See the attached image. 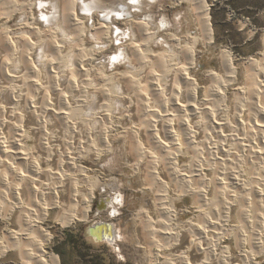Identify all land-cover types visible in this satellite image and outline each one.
<instances>
[{
  "label": "rangeland",
  "instance_id": "obj_1",
  "mask_svg": "<svg viewBox=\"0 0 264 264\" xmlns=\"http://www.w3.org/2000/svg\"><path fill=\"white\" fill-rule=\"evenodd\" d=\"M17 1L20 2L19 6L24 5V4L26 5V3H28L27 7L24 5L25 8L22 6V8L21 9L19 8L20 10L17 11L18 13L15 12L10 15L8 14L9 11L0 2L1 4L0 8L2 7L0 9L1 14H2V15L0 14V32H1L0 35L2 34L1 38L5 33V36L8 35L10 39L12 38L13 40L17 41L27 31L26 26L28 24L26 25V23H28L30 19L32 20L30 21L31 27L37 28L41 31L50 29V27L49 28L47 26L44 27V25L49 24L48 17L51 15L52 11L54 12L56 11L57 6L53 7V4L57 2V0H42V1L41 0H17ZM74 1L76 5V10L78 13V15L76 14L77 19H79V22L81 26L83 27L85 34L81 38V41L79 42L77 41V39H75V41L74 39L68 40L66 37L61 35L62 33L61 31L55 30L57 35L56 34H53V35H55V39L58 45L60 46L59 58H57L56 62L53 64L55 66L54 68H56L55 71L57 70L58 65H59V68H58L59 75L60 74L68 75L71 70L70 68L71 64L69 63H71L74 56L76 59L77 54L80 53V50H81V51H85L84 53H86L89 59H91L90 64L93 65V62L102 63L106 76H109L112 73H113L112 75L116 73L119 74L120 72L121 73L119 75L112 76L113 80L112 79L109 80L110 84H109L108 90L110 89L112 90V91L110 90L112 94L110 99H107L105 97L108 92L106 93V95L102 94L101 81L99 82V80L97 79H96L97 81H95L94 80L95 77L94 79H92L93 77L89 78L86 76H80L76 74L78 76L77 80H80L79 81L80 83L78 84V86L80 85V87L75 89V91H72L71 87H68L65 90L64 95L68 96L69 98L74 95L72 98H70V100L72 101H68L69 103L65 104L63 100H59V97H56L55 95L56 91L49 93L46 90H43V91L41 90L39 92H36L35 89H31V88L30 90L29 88L27 90V87L24 86V83L22 81L23 72L19 68H17L20 64L17 55H14L13 53H11L12 56H15V57H12L10 53H8L10 55L8 56L7 53L1 52V59H2L1 61L2 63L1 64L2 65L1 66L2 68L1 69V72H2L1 80L4 81V82L0 81L1 119H3L4 117L5 119H8V116H9V118L12 119V123L14 122L15 124L19 123V127H20L19 131H15V127H13V125H12L13 128L9 126L10 127L9 132H12L13 136H10L11 133H8L9 135L7 134L6 137L8 136L10 138H7L6 141L8 145H11L14 147L15 145H13L14 144L13 142H14L15 137H21L22 141H21V147L19 149L23 150L21 152L27 155L28 161L26 162L25 160V162L24 161L20 162L19 160L17 161V159L14 158V155L13 157L12 155H9L8 157L7 154L1 152V159H2L1 161H3V164L1 162L0 176H3V177L5 176L4 175L5 172L2 171L5 168V170L7 169L6 172L10 173L12 182L10 181V185L8 186L7 189L5 188L2 190L3 191L2 195L5 192L2 198L4 202L2 201V199H0V202L2 201L4 203V204L3 203L0 204V206L2 207V209L0 207V241L4 247L8 246L9 239L7 238L8 236L5 235L6 230H18L20 228L19 222H18L20 214H21L20 210L13 212L11 214V217L8 218V220L3 219L2 216L6 215V211L8 209L9 203L15 202L16 200H18V197H17L18 195H16L15 193V187L17 184L15 182H18V181L12 178L15 175L14 172L19 174L21 171L24 174H28L30 176V178L26 179L25 181L26 183H30V184L32 183V185H30L31 187L34 184L35 186L39 187L42 190L46 188L44 190L45 192H47L46 190L49 191L52 188V190H54L57 193V194L55 193L50 194L49 192H47L49 196L45 194L46 197L44 199L34 196L32 192H31L32 195L27 194L28 196L26 195L25 197H22L23 199L25 198V203H28V207L31 206V208H33V211L35 210L32 214L33 218L37 216L35 214L41 213V208L39 206V203H41L42 205L45 203L51 206L50 202L55 201L56 199L59 202H62V200H65V204L67 207V209L65 208L64 210L65 213L73 214L76 212L77 219L74 218V220L70 222L69 224L66 223V225H62L63 223L61 220H59V217H58L59 209L54 208V207L51 209L48 208L45 219L37 224L39 227H42L45 231L48 232L50 238L48 242L45 244L44 251L46 254L54 255L57 258V264H155V263L156 264H169V261L172 262L174 260V258H172L171 255H174L175 253L169 251L171 250L172 247L167 248L165 245H163L164 242H162L163 241L162 237L157 235L154 237L155 239L154 238L150 239V236H149L150 234L146 235L148 232H146L145 230V225H146L145 220L146 219L144 217L145 216L144 211L146 212L148 211L147 212L148 215L151 217V219L154 222H156L157 225L155 224V228H159V225H160L159 221L164 220L169 224L171 231L175 232L178 230H182L181 232L183 234L185 233L188 234L189 238H186V240L190 241L191 243V241L193 240L197 242V240H195L196 237H195V233L193 234V231L198 232V230L202 231L201 229H205V228L206 229L208 228L207 230L213 229L210 226V221L212 220L216 222L218 215L222 211V208H221V206L223 207L222 199L220 201L216 200V202H214L211 205H203L200 203H196L189 195L188 197V196H183L181 194L184 192L180 191L182 189V186L178 184V182L175 181L176 184H174V180L170 181L166 177H163V176L161 177L158 171H157L158 177L161 180H163L166 184L161 185L159 181L155 182L156 180H152L151 177L146 176L147 169H150L149 166L151 165L150 163H152L150 161L152 160L151 158L146 159L147 161H149L148 164L146 160H143V162L144 161L145 162L143 163V165L141 163V167L139 166L140 169L138 171L133 172L134 170H132V168L128 166L129 164L128 162L130 161L131 163V158H132L129 152V149H130L129 145H130L131 139L134 144L138 143L137 141L138 139L142 147L146 151H148V144L146 143L147 141L146 139H148L147 138L148 136L145 134V130L152 128L151 126L152 124L155 125L154 121L159 119L158 117L159 110L165 111V109H163L162 105H159V104L153 105V103H151L150 101L151 96L149 98V94L145 92L146 89L142 87L143 83L140 84L141 86L138 84L137 87L135 88V91L134 89L132 90V92H131V89H129V91L128 89L125 90L124 88L125 85L120 75L123 74L122 72L124 73L128 71L132 72L133 70H131L129 66L124 64L123 61L114 60L112 58L114 57L116 53H118L119 48L122 47L123 43L127 44L129 43V40L125 42V40L122 39L123 36L119 35L120 33L115 36L112 33L108 32V38H109L108 41L109 43L111 42L110 45L109 43H107L108 46L104 45L103 47H99V42H102V41H100L97 36L93 35L91 37L89 35V33L94 32L97 26L103 23L102 15H101L102 13L101 11L104 10L103 7L106 8V13L110 12L111 9H113L115 5L118 4V0L117 1L116 0H97V2H95L97 6L94 4V1L96 0L94 1L93 0H77V1L74 0ZM126 1H130V0H126ZM203 1L205 4V7L207 8V15L209 19V26H210V29L213 35V41H212V44L209 45L208 47L202 45V43H200L201 45L200 44L197 45L196 47L197 49H196V53L194 57L195 65L193 68L188 69V75L190 78L194 79L195 82L197 83L198 85L197 98L198 100H202L204 98V88L201 82L202 79L203 78L207 80L209 79L207 78L209 76L206 73L210 70L214 71V68L216 69L217 68L216 66L217 65L219 66L221 57L225 53L226 55H230L236 67L234 75H233L235 81L229 83L228 82L229 79L228 77H226V74H223V72L220 73L218 81L216 80L213 84L220 86V88L222 89L224 88L223 93L225 95V99L222 101L221 98L217 94L215 95L213 92H211L210 96H208L209 97L208 99L211 98L210 105L214 107L215 110L220 109L221 111L223 110V113L225 112L224 113L225 121L230 122L231 126L234 124L233 122L236 123L237 118H238L237 119L238 121L240 120L238 116L240 113V109L242 108L248 109L249 107L250 115L248 114V111H245L244 113L245 115L242 116V122L245 123V127L240 126V129L242 130L241 131L239 130L240 131L239 133L240 135L242 134V136L243 135L247 136L246 138L248 139L250 138L253 139V130H252L253 127L250 124L249 120H252L253 118H255L253 117L254 115L253 108L256 105L255 104L253 105V102L255 101L254 103H256L257 99H256V93L253 89L251 91L248 88L246 91L245 89L246 86L244 85V82L246 81L247 73H249L248 71H250L252 67V66L248 67L249 64L254 62V65L255 63L257 65L256 68L261 67L260 70H264V68L262 67L264 66V0H203ZM100 4H105V5L102 6ZM111 5H112V8H111ZM23 8L24 10H22ZM2 9L3 10L5 9L6 11L2 12ZM112 11H115V10H112ZM5 13H7V15ZM87 13H89V15ZM30 15H32V18L30 17ZM146 16L149 17V20H152L151 22H149L150 24H147L149 33L151 32L154 33V31L156 32L155 34L152 35L153 39L150 40V42H147V47H148L146 48L147 51L146 50L144 51L148 53L149 57L151 56L153 57L157 54L167 55L168 52L170 54V50L168 49L169 47H167V44L171 43V45L174 46L175 43L172 42V39H169V38L175 37L176 39H179L184 42V40L190 38L191 35L193 36L196 35L194 34L197 31L196 22L194 19L196 17L195 10L194 8H192V4L188 0H142L141 10L140 12H134L133 21L129 22L128 20L126 21L125 19H117L115 16H113L112 23L119 30L121 29L124 32L126 31L128 32L130 31L131 27L134 25L135 21H139V20L143 21ZM26 19H27V22H26ZM88 23H90V25ZM23 25H26V26H23ZM61 25H63L65 28L68 29V27H66L64 22H61ZM61 25L60 23H58V27ZM155 25L158 28H156ZM67 29L66 31H68ZM168 35L170 36L168 37ZM95 39H97V41H95ZM117 41L119 42L122 41V43L120 42L121 45L117 43ZM134 42H138V41H134ZM34 54L36 55L37 51H35ZM34 54L30 59L33 61H36V57L34 56ZM71 54L73 57L71 56ZM6 58L8 59L7 62L9 64H5ZM175 62L178 63L179 61H175ZM15 63L17 64L16 66L14 65ZM171 64H173V61L171 62ZM85 65L89 66V63L86 62ZM5 66H8L6 69L8 71L3 69V68H6ZM126 66L130 69L126 68ZM146 68L147 66L144 68L143 71L138 70L140 71L138 72V75H139L138 77L144 78ZM253 68H255V66ZM253 68L251 69V71L253 70ZM10 69H12V71ZM4 73L6 74L8 73L9 77L6 76ZM132 74L134 76L136 73H132ZM35 75L37 76L38 74H35ZM18 78L20 79V81ZM20 85H23V86H20ZM68 89H70V91ZM9 91L11 93H9ZM118 92H122V93H118ZM233 92H235V94ZM32 98L38 99L36 100V105H35L36 107H38V109L36 108L37 110L34 109L33 106L30 105L29 99H32ZM74 98L75 99L80 98L82 99V101L77 102L75 101ZM128 98L130 99L129 100L130 102L128 101ZM2 99L4 100L2 101ZM6 99H8V101ZM18 99H20L19 101L20 104L17 103ZM126 101L128 102V104L131 103L133 105V107L130 108V109L133 108L132 111L131 110H129V112L126 111L127 110V107L125 106L127 104L125 103ZM105 102L106 104L103 105V103ZM199 102L201 103V101H198V103ZM259 104L261 106L264 105L263 98L261 99ZM16 105L17 106L19 105V106L16 107ZM232 105L234 107H232ZM39 106H40V109H39ZM157 106L159 109L157 108ZM30 108L34 110H32V112H29L31 111ZM166 109L167 111L170 112V114L173 115L172 109H168V108ZM224 109H226V111H224ZM6 112L7 114L11 112V114L7 115ZM60 112L63 114L60 115ZM235 112H239L237 113L238 115ZM174 114L176 115L178 113L174 111ZM231 114L235 115L234 118L235 117L236 118L234 119ZM31 115H33L34 118ZM62 115L67 117L66 124H63V122L66 120H60L58 117ZM138 115L142 116V118L140 117L141 118L140 120H139ZM175 115L172 116L174 120L171 117L169 118V120L172 119V122L171 121L168 122V120H166V122L169 123V126L172 129L178 132L177 131V129H179L178 117L177 115L176 116ZM15 117L16 118L18 117L17 119L19 120L17 119H16L17 121L14 120ZM102 118H105V120H103ZM183 119H184L183 116H180L179 120H183ZM243 119L245 122L243 121ZM34 122L35 123L37 122V123L35 124ZM246 122H247V127H246ZM139 123L141 124L139 125ZM159 123H162V121ZM164 124L166 123L164 122ZM162 125L163 124H161V127L159 126L157 127L163 131V132L160 131V133L158 132V136H160L161 138L166 137V139H169L167 141V143L169 142L168 143L169 145L172 142L170 146L175 150H172V148L170 147L171 153L175 152L178 154L177 167L179 168L186 169V170H193V168L195 169L197 167V161H200L205 157L209 159L210 157L209 159L210 161L208 160V163L210 164L202 163L203 167L206 165L204 167L205 169H208V167H211V166L215 167L216 170L217 169L220 170L224 167H226L227 169H230L232 166L233 168H236L238 164H240L242 161H246L244 159H247L246 155L242 156L240 154L238 155L240 157L236 156L235 158H233L231 163L228 162L229 164L227 163L226 165V164H220L221 163L220 161H217V163H215L214 162L215 160L212 157V155L206 152H202V153L200 152V154L197 153V155L194 158H192L191 156L187 154H183L184 151H185L184 153H186V147H187L186 142L175 140L174 137L176 136L169 135V133L167 132L165 135L164 133L165 131L162 129L163 127ZM34 127L35 128L37 127V129L32 130V128ZM167 129H170L168 125H167ZM179 131H182L181 127ZM247 132L248 133L250 132V135ZM160 134L164 136H161ZM181 134H183V132H181ZM168 135L170 137H168ZM68 139L70 140L69 141L70 143L68 142ZM104 139H106V141L103 143L102 141H104ZM1 145H2V142H1ZM180 147L183 148V150L180 149ZM72 148L76 151H74ZM254 149H257V147H255ZM49 151L51 153H48ZM70 151H72L71 154L69 153ZM67 152L69 154H67ZM158 153L159 152H157L156 155H159L162 159L164 158L165 160L167 158V155L164 156V154L160 155V153L159 154ZM67 155L71 156L70 158H72V165H74L73 169H72V166H70L69 161H67L69 158V156ZM251 157H252V160L255 162L256 159L255 158L253 159V155ZM8 158L11 160H9ZM235 159L237 160V162ZM256 161L257 163L255 162V165H252L253 167L250 168L253 172L254 171L258 172L259 169L264 168V159H262L261 156H259ZM34 163H37V167L39 166L38 169L41 170L40 172L41 175H39L38 181L35 180V182L33 179L34 175L32 174L33 173L32 169H35V165H36ZM192 163L194 166L192 165ZM260 163L262 164L263 167L261 166ZM146 165H147V168H146ZM255 167L257 168V170L255 169ZM210 176H211V172H209V177ZM258 176H262V174L260 175L258 174ZM61 177L66 180V181L64 180L65 181L64 188L58 185L61 182V179H62ZM261 179H264V175L261 177ZM39 180L41 182L44 181V183H41ZM114 181L118 182V184L116 185L115 188H112L111 182H114ZM98 185L105 187V189L101 191V189H99L100 186ZM159 185H161V187ZM193 185L198 187V181L196 179H194ZM54 186L55 187L57 186V187L55 188ZM156 187L158 188L156 189ZM159 187L161 188V190ZM157 190L162 191V192H159V191L157 192ZM175 190L177 192H180V194L177 193ZM229 191H230V194L236 193V195H238L241 192V191H238L237 189L234 190V188L232 189L229 188ZM88 192H90L91 199L89 198L87 201V204H85L83 199L88 195L86 194ZM248 192L249 191L241 192L239 195L240 197L241 195H243L242 199L244 198L245 202H247V199H245V197L248 196ZM155 193L156 194L161 193L160 194L161 197L159 199H162L163 206L165 208L173 209V211L175 212L174 215L172 213L168 217L167 216L164 218L161 216L158 217V215L156 214L157 209L155 208L157 205L156 206L154 205V207L153 205H151L150 209L145 208L149 206V203L151 204L153 202L152 200L155 197L154 195ZM164 193H165V197L162 196ZM56 195L58 198L55 197ZM5 197H7L6 201H5ZM81 197L83 199H81ZM37 199H39L40 202ZM73 200L74 202L77 203V205L73 202ZM102 201L106 203L107 207L106 208L103 207L102 209L99 210V208H101L100 203ZM192 202H194L193 205H192ZM251 202L252 204L249 203L250 206L246 207V210H247L246 212L249 213L252 222L253 223L255 222L256 224V222H260V219L257 217L258 216L257 212H260L261 214L264 213V190L261 196L252 197ZM53 203L54 202H52V204ZM199 204L203 208L200 207ZM86 206H88L89 210L87 209L88 212H86L87 214L85 215L86 217L82 218L83 216L82 209H85ZM81 207L83 208L81 209ZM257 207L258 208L260 207V209H258ZM79 208H80V211H79ZM196 209L198 211H196ZM236 210H237V207H234L233 213H235L234 211ZM67 214H65L63 217H65ZM200 215H202L203 218ZM68 217L66 216L65 217L66 220L65 219L64 220L67 221ZM210 218H213V219L210 220ZM100 221L112 223L114 225V228H116L117 231L121 234V239H119L116 242V244L109 245L106 243H95L91 239L89 238L85 239L83 237L87 226L94 224L96 222H100ZM261 221H263L262 218H261ZM184 223L186 224V226L184 225ZM196 223L198 225H196ZM194 225H195V228H194ZM224 225H225L224 228L226 227L237 228L241 226V224L235 219L227 220V222H225ZM216 230L221 232L220 228L218 227L216 228ZM225 235L226 234H224V236ZM155 240L158 243L155 242ZM235 241L237 242L236 232L235 233L230 232L229 234L227 233V236H225L221 242V246L227 249L229 262H233L238 254V249L236 248ZM261 242H262L261 244L262 248H264V240H262ZM161 244L164 247L161 246ZM244 246L245 247H243V249L245 250L246 253L251 255L252 262L264 264V253L261 252V253H258L257 255V254H254V252H251L253 250L250 246L249 239H247V237H245ZM156 247L159 249V256L155 255ZM190 260L191 259L188 257L189 262ZM20 262H21V257H20L19 249L5 250L4 253L0 255V264H15V263L19 264ZM197 264H199V261Z\"/></svg>",
  "mask_w": 264,
  "mask_h": 264
},
{
  "label": "bare ground",
  "instance_id": "obj_2",
  "mask_svg": "<svg viewBox=\"0 0 264 264\" xmlns=\"http://www.w3.org/2000/svg\"><path fill=\"white\" fill-rule=\"evenodd\" d=\"M188 1H190V3L192 4V8H194V10H195V16L196 17L194 19L196 22L197 31L194 34H196V35H194V36L191 35V36H193V37H191L188 34L190 36V38L184 40V42L179 40V39H176L175 37L169 38V39H172V42L175 43L174 46H172L171 43L170 44L166 43L167 47H169L168 49L170 50V54L168 52L169 55L168 54L167 55L157 54L153 57L152 56L149 57L148 53L144 52L145 50L147 51L146 48H148L147 42H150V40L153 39L152 35L156 33L155 31H154V33H152V32L149 33L147 24H150L149 22H151L152 20H149L148 16H146L143 21H140V20L135 21L134 25L131 27L130 31H128V32L127 31L124 32L121 29L119 30L112 23L113 16H115L117 19H125L126 21L128 20L129 22L133 21L134 20V12H140V10H141L142 0H130V1L118 0V4H116V5L114 4L115 7L113 9H111L110 12H107V13H106V8L103 7L104 10L101 11L103 23H101L99 26H97L96 29L94 30V32L89 33V35L91 37L93 35L97 36L99 38V40L102 41V42H99V47H103L104 45H107V43H109L108 32L112 33L115 36L120 33L119 35L123 36L122 39H124L125 42H127L129 40V43H127V44L123 43L122 47L119 48L118 53H116L114 55V57L112 58L114 60L123 61L124 64H126L127 66H129L131 68V70H133L132 72H130V71L125 72V73L122 72L123 74L120 75V77L123 79L122 81L125 85V86L123 85L125 90L128 89V91H129V89H131V92H132V90L134 89V91H135V88L137 87V85L138 84L140 85L143 83L142 87L144 89H146L145 92H147L149 94V98L151 96V100H150L151 103H153V105L154 104L162 105L163 109H165V111L159 110V112H158L159 119L154 121L155 125L152 124L151 125L152 128L145 130V134L148 136L147 137L148 139H146L147 140L146 143L148 144V151H146L142 147V145L140 144L138 139H137L138 143H135V144L133 143V141L131 139L130 145H129L130 146L129 152H130L132 158H131V163H130V161L128 162L129 163L128 166L130 168H132V170H134L133 172L138 171L141 167V163L143 165V163L145 162V161L143 162V160H146L147 158L148 159L151 158L152 160H150V161L152 163H150L151 164L149 166L150 169H147L146 176L151 177L152 180H156L155 182L159 181L161 183V185L166 184L163 180H161L158 177V173L160 174L161 177L162 176L166 177L170 181L174 180V184H176L175 183V181H176V182H178V184H180L182 186V189L180 191L184 192V193H181L183 196L189 195L196 203H200L203 205H211L214 202H216V200L220 201L222 199V203H223L222 204L223 207L221 206L222 211L221 212L219 211L220 214L218 215V217L216 216L217 217L216 222L211 220L213 218H210V220H211L210 226L213 229L207 230L208 228L207 229L205 228V229H201L202 231H199V230H198V232L193 231V234L195 233V237H196V238L195 237L194 238H195V240H197V242H195L194 240L191 241V243H190V241H187L186 238H189V235L186 233L183 234L181 232L182 230H178L175 232L171 231L169 224L164 220L159 221V223H160L159 228H155L156 222H154L151 219V217L148 215V213H147L148 211L147 212L144 211V213H145L144 217L146 219L145 220V223H146L145 230H146V232H148L147 234L146 233L145 234L146 235L150 234L149 235L150 239H153L155 236L158 235V236L163 238V241H162V242H164L163 245H165L167 248L172 247L171 250H169V251L175 253L174 255H171V257L174 258V260L172 262L169 261V264H197L198 261H199V264H259V263L252 262L251 255L246 253L245 250L243 249V247H245L244 246L245 245V237H247V239H249L250 246L253 250L251 252H254V254H257V255H258V253H261V252L264 253V251H263L264 248H262V245H261L262 244L261 241L264 240V213L261 214L260 212H257L258 213L257 217L260 219V222H256V224H255V222L254 223L252 222L249 213L246 212L247 211L246 207L250 206L249 203L252 204V202H251L252 197L261 196V194L263 193V190H264L263 189L264 188V179H261V177L264 175V168L259 169L258 172H256V171L253 172L250 169L253 167L252 165H255V162L257 163L256 160L259 156H261V158L264 159V105L261 106L259 104L262 98H263V103H264V70H260L261 67L256 68L257 65H256V63L254 65V62L249 64L248 67L252 66L251 67V69H252L255 66V68H253L252 71H251V69H250V71H248L249 73H247L246 81L244 82V85L246 86L245 87L246 91L248 88L251 91L253 89L256 93V99H257L256 103H254L255 101L253 102V105L254 104L256 105L253 108L254 109L253 117H255V118H253L252 120H249L250 124L253 127V129H252L253 130V139L252 138L248 139V138H246L247 136H245V135L242 136V134L240 135L239 132L242 130V129H240V126L245 127V123L242 122V116L245 115L244 114L245 111H248V114H249L250 108L249 107H248V109L242 108V109H240V113L235 112L236 114L239 113V115L238 114L237 115L239 116L240 120L238 121L237 120L238 118H237L236 123L233 122L234 124L231 126L230 122L225 121V118H224L225 112L223 113V110L221 111L220 109L215 110V108L210 105L211 104L210 103L211 98L208 99L209 98L208 96H210L211 92H213L215 95L217 94L221 98L222 101L225 99V95L223 93L224 88L222 89V88H220V86L213 84L216 80L218 81L220 73L223 72V74H226V77H228V79H229V80L227 79L229 83L235 81L233 75H234L236 67H235L233 59L230 55H226V53H225L221 57V61L219 62V66L217 65L216 66L217 68L216 69L214 68V71L210 70L206 73L209 76V77H207V78H209L208 80L204 79L202 77L203 79L201 82H202V84H203L202 86L204 88V98L202 100H198V98H197L198 85L194 79L189 77L188 69L193 68L195 65L194 57H195L197 45L202 43V45L208 47L209 45L212 44L213 35H212L211 29L209 26L207 8L205 7L204 1L203 0H188ZM0 2L9 11V13H8L9 15L19 11L22 8V6L24 8H25V6L27 7V4H28V3H26V5H25L23 3L25 6L24 5L19 6L20 2L17 0H0ZM21 2H23V1H21ZM24 2H26V1H24ZM95 2H97V0L94 1V4H95ZM100 5L103 6L105 4H100ZM54 6H57V9L55 8L56 11L51 12V15L48 17V21H49L48 23L49 24L44 25V27L47 26L48 28L50 27V29H46V30L41 31L37 28L31 27L30 21H32V20L29 18L30 23L29 22L26 23V25L28 24L27 26L23 25V26L27 27V31L25 32V34H23L21 36V38L18 37L19 39L17 41L13 40L12 38L10 39V37L8 35L5 36V33L2 36V38H1L2 34L0 35V81L1 82L3 81V80H1V74H2V72H1V69H2L1 68V66H2L1 65L2 64L1 63V61H2L1 52L7 53V54L13 53L14 55H17L18 60L20 62L19 66L17 68H19L23 72L22 73V75H23L22 81L24 83V86L27 87V90H28V88H29V90H30V88L35 89L36 92H39L41 90L42 91L46 90L49 93L56 91L55 92L56 97H59V100H63L65 104H68L69 103L68 101H72V100H70V98H72L74 95L69 98L68 96L64 95V92L68 87H71L72 91H75V89L80 87V85L78 86V84L80 83L79 82L80 80H77L78 79L77 75H80V76H86L89 78L93 77L92 79H94V77H95V79H94L95 81H97V80H99V82L101 81V83H102V85H101L102 94L106 95V93L108 92L107 93L108 96L106 95L105 97L107 99H110L112 94L110 92L111 89L108 90L109 84H110L109 80L113 78L112 76L119 75L121 72L120 73L118 72L119 74L116 73V74L112 75L113 74L112 73L111 75L106 76L105 72H104V67L102 66V63L93 62V65L90 64L91 59H89L88 55L86 53H84L85 51L80 50V53L77 54L76 59L74 56L71 63H69V64H71V67H70L71 70H70L68 75H65V74H63V75L60 74L61 76L59 75V72H58L59 65H58L57 70L55 71L56 68H54L55 66L53 64L56 62L57 58H59V53H60V46L58 45V43L55 39V35H53V34H56L55 30L61 31L62 32L61 35L66 37L68 40L74 39V41H75V39H77V41H79V42L81 41V38L84 36L85 33H84L83 27L81 26V24L79 22V19H77L78 13L76 10V5H75L74 0H57V2H55L53 4V7ZM24 8L22 10H24ZM111 8H112V5H111ZM112 10H115V11H112ZM4 11H6V10L2 9V12H4ZM85 12H87V11H85ZM114 12L116 15L114 14ZM0 14H1V11H0ZM5 14L7 15V13H5ZM87 14L89 15V13H87ZM30 17L32 18V15H30ZM27 19H26V22H27ZM61 22H64L66 27H68V29L65 28L63 25H61ZM58 23H60V25H61V26H59L60 28L58 27ZM88 24L90 25V23H88ZM155 27H156V25H155ZM156 28H158V27H156ZM66 29L68 31H66ZM24 31H25V29H24ZM48 36H49V38H48ZM132 36H133V38H132ZM169 36L170 35H168V37ZM132 39H133V41H132ZM116 40H117V38H116ZM74 41H72V42H74ZM95 41H97V39H95ZM122 41H120V42L122 43ZM134 41H138V42H134ZM120 42L117 41V43H119V44H120ZM110 43H109V45H110ZM73 49H74V47H73ZM75 49H77V48H75ZM35 51H37L36 55L34 54ZM33 54L36 57V61H33L30 59L33 56ZM8 56H10V55L8 54ZM11 56H12V54H11ZM71 56H72V54H71ZM12 57H15V56H12ZM72 57H71V59H72ZM37 58H38V60H37ZM4 60H5V58H4ZM7 60L8 59L6 58V62L4 61L5 64H9L7 62ZM171 60L173 61V64H171V62H172ZM175 61H179V62L176 63ZM11 62H10V64H11ZM86 62L89 63V66L85 65ZM249 62H251V61H249ZM14 65L16 66L17 64L15 63ZM127 66H126V68H128ZM146 66H147V68L145 70L144 78L138 77L139 76L138 72L143 71ZM5 67L6 68H3V69L6 70L8 66H5ZM262 67L264 68V66H262ZM130 68H128V69H130ZM10 70L12 71V69H10ZM138 70H140V71H138ZM6 71H8V70H6ZM132 73H136V74L133 76ZM4 74L9 77L8 73L7 74L4 73ZM35 74H38V75L36 76ZM18 77H20V76H18ZM224 77H225V75H224ZM15 79H16V77H15ZM87 79H85V80H87ZM19 81H20V79H19ZM91 82H93V81H91ZM9 84H10V82H9ZM106 84H108V85H106ZM111 84H113V83H111ZM20 86H23V85H20ZM95 86H96V84H95ZM97 88H98V86H97ZM68 90L70 91V89H68ZM99 90H98V92H99ZM31 91H33V90H31ZM236 92H238V91H236ZM9 93H11V92L9 91ZM118 93H122V92H118ZM233 93L235 94V92H233ZM242 93H243V91H242ZM128 95H129V93H128ZM68 98H69V100H68ZM131 98H132V96H131ZM236 99H238V98H236ZM239 99H240V97H239ZM3 100L4 99H2V101ZM6 100L8 101V99H6ZM36 100H38V99L37 98L36 99L35 98L29 99L30 105L33 106L34 109H36V108L38 109V107L35 106ZM129 100L130 99L128 98V101ZM19 101H20V99L17 100L18 104H20ZM75 101L81 102L82 99L78 98V99H75ZM198 101H201V103L200 102L198 103ZM216 101H217V99H216ZM101 102H103V101H101ZM125 103L128 104L127 101ZM219 103H220V101H219ZM239 103H237V104H239ZM2 104H4V103H2ZM23 104H25V103H23ZM104 104H106V102L103 103V105ZM127 104L125 105L127 107L126 111H128V112H129V110L132 111L133 108L132 109H130V108L133 107V105L131 103L128 105ZM214 104H212V105H214ZM8 105H10V104H8ZM18 106L16 105V107H18ZM232 107H234V106L232 105ZM3 108H2V110H3ZM157 108H158V106H157ZM166 108L172 109L173 115H175L174 111L176 113H178V114H176L178 117V125H179V129H177L178 132H176V130L172 129L169 126L168 122L169 121L172 122V119H173L172 116L173 115L170 114V112L167 111ZM217 108H218V106H217ZM34 109H31V111H29V112H32V110H34ZM39 109H40V106H39ZM160 109H161V107H160ZM42 110H41V112H42ZM46 110H48V109H46ZM160 111H162V112H160ZM224 111H226V109H224ZM233 111H234V109H233ZM228 112H229V110H228ZM188 113H189V115H188ZM6 114H7V112H6ZM8 114H11V112ZM27 114H29V113H27ZM55 114H57V113H55ZM61 114H63V113L60 112V115ZM96 115H98V114H96ZM31 116L33 117V115H31ZM155 116H157V115H155ZM180 116H183L184 119L179 120ZM232 116L234 118L235 115H232ZM58 117L60 120H66L64 122L62 121L63 124H66L67 117H65L63 115L58 116ZM140 117L142 118V116H139V120L141 119ZM170 117L172 119L169 120ZM17 118L15 117L14 120H16ZM89 118H90V116H89ZM96 118H98V117H96ZM8 119H5V117L3 119H1V104H0V174H1V162L3 164V161H1L2 160L1 159V152L7 154L8 157H9V155H12V157L14 155V158L17 159V161L19 160L20 162H22V161L25 162V160H26V162L28 161L27 155L25 153L21 152L23 150L19 149L21 147V141H22L21 137H15L14 142H13L14 143L13 145H15L14 147L7 144L6 139L10 138V137H8V136L6 137V135L8 133H11L10 136H13L12 132H9L10 127H12V125H13V127H15V131H19V128H20L19 123L18 124H15V122L12 123V119H10L9 116H8ZM36 119H38V118H36ZM102 119L105 120V118H102ZM17 120H19V119H17ZM166 120H168V122H166ZM161 121H162V123H159ZM243 121H244V119H243ZM164 122L166 124H164ZM152 123H153V121H152ZM140 124L141 123H139V125ZM161 124H163L162 129L165 131L164 132L165 135L167 132V133H169V135H173L176 137L178 136L177 138L174 137L175 140L186 142V146H187L186 147V153H184L185 152L184 151L183 154H187V155L191 156L192 158H194L197 155V153L200 154V152L201 153L206 152V153H209L210 155H212V157L215 160L214 161L215 163H217V161H220L221 162L220 164H226V165L228 162L231 163L233 158H235L236 156L240 157V156H238L240 154L242 156L246 155L247 159H244L246 161L241 160L242 162L240 164H238V166L236 168H233V166H232L230 169H227L226 167H224L220 170H218V169L216 170V168L212 167V166L208 167V169H205L204 167L206 165L204 164L205 166L203 167L202 163L210 164V163H208V160L210 159V157H209V159L205 157L202 160L197 161V167L195 169L193 168V170H186V169L179 168V167H177V165H178V163H177L178 154L175 152L171 153L172 147L170 145L172 144V142L169 145L168 144L169 142L167 143V141L169 139H166V137L161 138L160 136H158V132L160 133V131H162V130L160 128H157V127L158 126L161 127ZM51 125H53V124H51ZM167 125L170 129H167ZM141 126H140V128H141ZM180 127H181L182 131H179ZM246 127H247V122H246ZM146 128H147V126H146ZM36 129H37V127L32 128V130H36ZM75 131H76V129H75ZM243 131H244V129H243ZM181 132H183V134H181ZM86 134H87V132H86ZM248 134L250 135V132ZM169 135H168V137H170ZM161 136H164V135H161ZM1 139H2V141H1ZM69 141L70 140L68 139V142ZM105 141H106V139H104V141H102V142L104 143ZM1 142H2V145H1ZM8 142H10V141H8ZM178 144H180V143H178ZM73 145H74V143H73ZM77 145H75V146H77ZM176 146H177V144H176ZM255 147H257V149H254ZM180 149L183 150V148H181V147H180ZM172 150H175V149L172 148ZM74 151H76V150H74ZM71 152L72 151H70L69 153L71 154ZM157 152H159L160 155L161 154L162 155L164 154V156L167 155V158L165 160H164V158L162 159L159 155H156ZM48 153H51V152L49 151ZM69 153L67 152V154H69ZM252 155H253V159L254 158L256 159L255 162L252 160V157H251ZM67 156H69V155H67ZM70 157L71 156H69L67 161H69V164H70V166H72V169H73L74 165H72V158H70ZM5 159H7V158H5ZM29 159H30V157H29ZM191 159H189V160H191ZM9 160H11V159H9ZM238 161H240V160H238ZM146 162H147V164L149 163V161H147V160H146ZM236 162H237V160H236ZM258 162H260V161H258ZM34 164H36V165H35V169H32L33 170L32 174L34 175L33 179L35 182V180L38 181V177H39V175H41L40 174L41 170L38 169L39 166L37 167V163H34ZM192 165H193V163H192ZM66 166H68V165H66ZM261 166H262V164H261ZM146 168H147V165H146ZM189 169H191V168H189ZM255 169L257 170L256 167H255ZM6 170H5V168H4V170H2L5 172V174H4L5 176L4 177L0 176V178H1L0 179L1 180V182H0V199L3 198V195L5 193L4 192L2 195V192H3L2 190L5 188L7 189L8 186L10 185V181H11V175L9 172H6ZM28 171H30V170H28ZM157 171H158V173H157ZM184 172H186V173H184ZM209 172H211L210 177H209ZM14 174L15 175L13 176L12 179L18 181V182H15V183H17L16 187H15V193H16V195H18L17 196L18 200H16L15 202L9 203L8 209L6 211V215L2 216V217H3V219L8 220V218L11 217V214L13 212L20 210L21 214H20L19 221H18L20 228L18 230H6L5 235L8 236L7 238L9 239L8 246L4 247L0 241V255H2L5 250L19 249V253H20V257H21V262L19 264H57V258L52 254H46L44 251L45 244L48 242L50 236H49L47 231H45L42 227H39L37 224L45 219L46 212H47L48 208L51 209L54 207V208L59 209L58 217H59V220L62 221V223H63L62 225H66V223L69 224L70 222H72L74 220V218L77 219L76 212L73 214L65 213L64 210H65V208L67 209L66 204H65V200H62V202H59L56 199L55 201L50 202L51 206H49V204L48 205L45 204L44 202H43L44 203L43 205L41 203H39V206L41 208V213L35 214L37 216H35V218H33L32 214L35 210L33 211V208H31V206L28 207V203H25V198L23 199L22 197H25L27 194L32 195V193H33L34 196L39 197L41 199H44L46 197L45 194H47V196H49L47 192H49L50 194L51 193L57 194V193L54 190H52V188H51V190H49V191L46 190L47 192H45L44 190L46 188H44V186H43L44 190L40 189L39 187L35 186L34 184L31 187L30 185H32V183L31 184L26 183V181H25L26 179L30 178V176L28 174H24L21 171L19 174H17L16 172H14ZM258 174L259 175L262 174V176H258ZM49 175H51V174H49ZM254 175H256V176H254ZM35 178H37V179H35ZM194 179H196L198 181V187L193 185ZM64 180L65 179L62 178L61 182L60 181H59L60 183L58 182L59 183L58 185H60L63 188L65 186V181H66V180L65 181ZM41 183H44V181ZM196 183H194V184H196ZM253 184H255V185H253ZM161 185H159V186L161 187ZM98 186H100V185H98ZM111 186H112V188H115L116 187L115 182H111ZM45 187H47V186H45ZM227 187H229L231 189L234 188V190L237 189L238 191H241V192L249 191L248 196L245 197V199H247V202L244 201V198L242 199L243 195H241V197L239 196L241 192L238 195H236V193L230 194L229 188H227ZM157 188L158 187H156V189ZM47 189H49V188H47ZM99 189H101V191H103L105 189V187L100 186ZM160 190H161V188H160ZM223 190H224V192H223ZM90 191H91V189H90ZM158 191L159 190H157V192ZM159 192H162V191H159ZM165 193L162 196L165 197ZM177 193L180 194V192H177ZM86 194H88V195L84 199L81 197V199H83L85 204H87V201L90 197V192H88ZM160 194L161 193H159V194L155 193L154 194L155 197L153 198V200L151 199L153 202L151 204L149 203V206L145 207V208L150 209L151 205H153V207H154V205L155 206L157 205L155 208L157 209L156 214L158 215V217H160V216L163 218L166 216L168 217L172 213L174 215L175 212L173 211V209L165 208L163 206L162 199H159L161 197ZM55 197H57V195ZM6 198L7 197H5V201L7 200ZM49 198H51V197H49ZM37 200L39 201V199H37ZM74 200H73V202H74ZM2 201H3V199H2ZM2 201L0 202V204L4 202V201L3 202ZM52 202H54V203L52 204ZM74 203L77 205L76 202H74ZM193 204H194V202H192V205ZM200 204H199V206H200ZM200 207H202V206H200ZM210 207H209V209H210ZM234 207H237V210L234 211L235 213H233ZM82 208L83 207H81V209ZM102 208H103V206L101 207V209ZM1 209H2V207H1ZM87 209H88V206H86L85 209H82L83 210L82 218L85 217ZM258 209H260V207ZM79 211H80V208H79ZM196 211H198V210L196 209ZM68 213H70V212H68ZM65 214H67L66 215L67 217L69 216L67 218V221H65L66 216L63 217ZM80 216H81V214H80ZM200 216L202 217V215H200ZM260 217L263 219V221H261ZM233 219L237 220L241 224V226H239L237 228H234V227L224 228L225 222H227V220H233ZM184 225L186 226L185 223H184ZM196 225H198V224L196 223ZM210 226H209V228H210ZM217 227L220 228L221 232L216 230ZM194 228H195V225H194ZM201 228H202V226H201ZM106 231H108V230H106ZM110 231H109V235L107 236L108 237L107 240L105 242H101V243H107L108 241H113L116 237H118V239H121V238H119V233L117 232V230L114 227L113 228L111 227ZM246 231H247V233H246ZM230 232H232V233L236 232V238H237V242L236 241L235 242H236V248L238 249V254H237V256L233 262L228 261L227 249L225 247L221 246L222 239L225 236H227V233L229 234ZM97 234H99V236L101 237V234L104 235V230L102 229L101 231H98ZM224 234H226V235L224 236ZM109 237L111 240H109ZM155 242H157V241L155 240ZM153 244H154V242H153ZM163 245L161 244V246H163ZM159 246H158V248H159ZM158 248L156 247V252H155L156 256H159V249ZM188 257L191 259L190 262L188 261Z\"/></svg>",
  "mask_w": 264,
  "mask_h": 264
},
{
  "label": "water",
  "instance_id": "obj_3",
  "mask_svg": "<svg viewBox=\"0 0 264 264\" xmlns=\"http://www.w3.org/2000/svg\"><path fill=\"white\" fill-rule=\"evenodd\" d=\"M101 208H99L100 210ZM111 227L113 228V224L109 223V222H96L94 224H91L89 226H87L83 237L85 239L89 238L91 239L93 242L95 243H101V242H105L107 240V236L109 235V231L111 229ZM103 229L104 230V235L101 234V237L99 236L98 231H101ZM108 230V231H106ZM113 230V229H112ZM111 232V231H110ZM107 234V235H106Z\"/></svg>",
  "mask_w": 264,
  "mask_h": 264
},
{
  "label": "flooded vegetation",
  "instance_id": "obj_4",
  "mask_svg": "<svg viewBox=\"0 0 264 264\" xmlns=\"http://www.w3.org/2000/svg\"><path fill=\"white\" fill-rule=\"evenodd\" d=\"M115 182V181H114ZM115 184L117 185L118 184V182H115ZM90 198V197H89ZM91 199V198H90ZM107 207V205H106V203L104 202V201H102L101 203H100V207ZM89 210V209H88ZM88 212V211H87ZM87 215V214H86ZM86 217V216H85ZM116 229V228H115ZM117 230V229H116ZM118 232V231H117ZM119 233V232H118ZM119 238H121V234L119 233ZM109 240H111L110 239V237H109ZM119 239H118V237H116L113 241H108L106 244H109V245H114V244H116V242L118 241Z\"/></svg>",
  "mask_w": 264,
  "mask_h": 264
},
{
  "label": "built area",
  "instance_id": "obj_5",
  "mask_svg": "<svg viewBox=\"0 0 264 264\" xmlns=\"http://www.w3.org/2000/svg\"><path fill=\"white\" fill-rule=\"evenodd\" d=\"M114 226V225H113Z\"/></svg>",
  "mask_w": 264,
  "mask_h": 264
}]
</instances>
